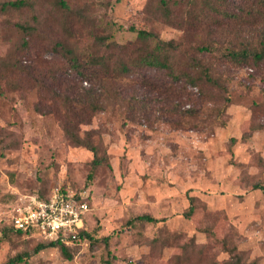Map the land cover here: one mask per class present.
<instances>
[{
  "label": "rangeland",
  "instance_id": "1",
  "mask_svg": "<svg viewBox=\"0 0 264 264\" xmlns=\"http://www.w3.org/2000/svg\"><path fill=\"white\" fill-rule=\"evenodd\" d=\"M9 1L23 7L0 10V264H220L234 253L264 264V61L225 57L262 49L264 5L252 21L178 30L159 11L162 0H63L68 10L56 0ZM130 28L177 39L182 68L195 64L189 72L200 80L167 84L161 72L141 80L134 71L101 88L75 78L88 103L73 102L69 125L106 153L107 164L94 169L92 152L64 134L67 87L57 82L74 77L61 47L86 61L98 52L94 36L123 45L136 39ZM205 46L213 52L197 51ZM62 189L89 195V239L71 259L56 247L35 253L43 243L36 235L1 236L20 195ZM140 215L158 222L133 221ZM191 242L198 252L175 262Z\"/></svg>",
  "mask_w": 264,
  "mask_h": 264
},
{
  "label": "trees",
  "instance_id": "2",
  "mask_svg": "<svg viewBox=\"0 0 264 264\" xmlns=\"http://www.w3.org/2000/svg\"><path fill=\"white\" fill-rule=\"evenodd\" d=\"M56 2V5L60 6L62 10H68V7L65 5V2L63 0H56ZM170 3H172L171 0H162V5L159 10L162 13V16L167 24L173 26L178 30H183L184 27H189L194 30L199 28L206 29L209 25H219L225 19L234 21L238 20V18H248L252 21L256 16L261 15V12L257 11V7L258 5H264V0H187V3H185L186 9L184 10V15L181 17L178 15V13L181 8L185 7L181 5L184 2L181 0H173V11L171 12V9L169 7ZM11 6L15 7L17 10L23 7L22 4H15L9 0L0 1L1 11H6ZM19 27L27 35L30 33V28L28 25L20 24ZM130 31L136 33V39L123 45L116 44L110 39V36L108 35H102L98 37L94 36V45L98 52H95V54H91L89 59L86 61H84L80 56L76 55L72 50L63 46L61 47L64 70L65 72L70 71L73 74L72 76L74 77L72 79H68V77H66L65 79L59 80L57 82L58 85H61L64 82L65 86L67 87L65 89V95L60 96L65 101V105L67 108L65 125L63 126L64 134L71 143L75 144L76 146L85 147L87 150L92 152L93 158L91 164L94 169L100 165L107 164L106 153L103 152L100 147L94 145L90 141V137L80 138L75 131L76 128L69 125V117L74 116L75 114L72 108L73 102L76 100L75 102H77L82 107H84V105L88 103V97L82 100V97L84 95H81V92H79V88L78 90H75L77 89L75 88V83L72 85V83L75 81V78H78L76 79V81L86 79L88 82H90L91 85H97L101 88L105 87L108 82H111L117 77L129 76L134 71L138 72L141 80L142 77H146L145 73H147L148 71L154 70L155 72H161L163 76L171 79L170 81L172 82H166L167 84H173V81L178 82L182 80L186 81V83L188 84L194 85L200 80V77L195 78L189 72L191 70L190 67L195 64H190L189 62V64L184 66L186 68H182V64L184 63H181L179 57L182 43H179L177 39L163 40L156 32L145 29L135 30L134 28H130ZM197 51L201 53H212L213 49L209 46H205L197 47ZM119 53H121L122 57L118 56ZM225 57L229 61L236 63L245 61L249 57H252L253 61L255 62H262L264 61V45L260 50H253L248 48L240 49L238 51L227 50V52L225 53ZM202 72V78L204 80H206L207 82L213 81L209 78L207 72H205L204 70ZM63 77H65V73ZM81 91L85 92V90L83 89H81ZM171 91H173V89ZM86 93L88 95H91L93 93V90L88 89L86 90ZM71 95H77L76 99L75 97L72 98ZM88 105L93 106V111H97L99 108L98 105L95 106L92 103ZM86 136H88V134H86ZM61 191L65 190L62 189ZM33 194L40 199H48V197L50 196V194L44 195L42 193ZM193 211L194 207L191 204L188 211L185 213V216L189 217L193 213ZM133 221L148 223L158 222L157 219L152 218L148 215L137 216L133 219ZM13 232L18 235L30 234L28 232L15 230L8 220V225H4V227H2L1 236L3 238H7L10 233ZM78 237L79 238L70 246H66L61 242H51L41 239L43 243L38 244L34 251L35 253H37L38 251L48 247H56L66 259H71V255L69 252L73 247H76L75 244L79 241H86L87 239H89V234L86 231L85 225L84 229L80 230V232L78 233ZM223 244L226 245L224 240ZM195 248L196 247L194 242L183 246L182 254L175 256V262H180L182 255H184L188 249H191L192 252L197 253L198 251L195 250ZM202 249L203 247L201 246V253H198L200 256H204ZM21 260L22 257H17L4 264H15L17 262H20ZM212 264L216 263L214 262ZM220 264L245 263H241L238 255L234 253L229 261H225Z\"/></svg>",
  "mask_w": 264,
  "mask_h": 264
},
{
  "label": "built area",
  "instance_id": "3",
  "mask_svg": "<svg viewBox=\"0 0 264 264\" xmlns=\"http://www.w3.org/2000/svg\"><path fill=\"white\" fill-rule=\"evenodd\" d=\"M89 210L85 191H55L48 199L23 194L11 208L8 220L15 230L70 246L84 229Z\"/></svg>",
  "mask_w": 264,
  "mask_h": 264
}]
</instances>
